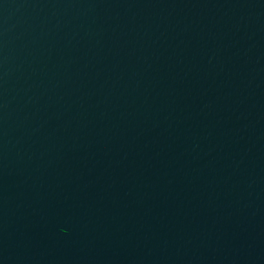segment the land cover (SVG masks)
<instances>
[{
  "label": "water",
  "instance_id": "1",
  "mask_svg": "<svg viewBox=\"0 0 264 264\" xmlns=\"http://www.w3.org/2000/svg\"><path fill=\"white\" fill-rule=\"evenodd\" d=\"M0 264H264V0H0Z\"/></svg>",
  "mask_w": 264,
  "mask_h": 264
}]
</instances>
